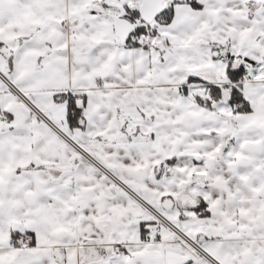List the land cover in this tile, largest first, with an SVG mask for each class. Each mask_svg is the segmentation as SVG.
<instances>
[{"label": "snow or ice", "instance_id": "1", "mask_svg": "<svg viewBox=\"0 0 264 264\" xmlns=\"http://www.w3.org/2000/svg\"><path fill=\"white\" fill-rule=\"evenodd\" d=\"M0 264H264V0H0Z\"/></svg>", "mask_w": 264, "mask_h": 264}]
</instances>
